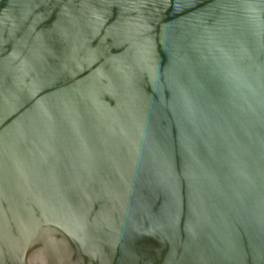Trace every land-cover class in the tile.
I'll use <instances>...</instances> for the list:
<instances>
[{
	"label": "water",
	"instance_id": "obj_1",
	"mask_svg": "<svg viewBox=\"0 0 264 264\" xmlns=\"http://www.w3.org/2000/svg\"><path fill=\"white\" fill-rule=\"evenodd\" d=\"M0 264H264V0H0Z\"/></svg>",
	"mask_w": 264,
	"mask_h": 264
}]
</instances>
